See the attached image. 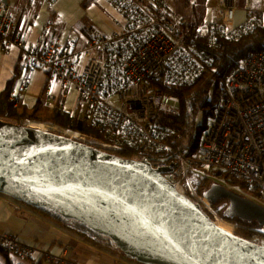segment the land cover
I'll list each match as a JSON object with an SVG mask.
<instances>
[{
  "label": "built area",
  "instance_id": "built-area-1",
  "mask_svg": "<svg viewBox=\"0 0 264 264\" xmlns=\"http://www.w3.org/2000/svg\"><path fill=\"white\" fill-rule=\"evenodd\" d=\"M117 1L119 4L122 3V0ZM220 1H222L221 4L216 3V8L223 13V17L216 24H220L226 32L234 31L237 24L235 13L229 7L230 4H227L228 0ZM263 1L243 0L241 9L244 11L245 22L239 23L237 27L256 21L259 23V19L254 16L253 12L264 10ZM0 2H2L0 8L6 7L11 16L10 20L14 21L11 5L3 3L2 0ZM123 3L129 8H142L146 16L149 15L151 18L148 17L149 21L146 24L139 25L142 32L147 35L145 39L140 40V43L135 42L127 46L125 38L131 30L126 29L119 19L111 16L108 19L115 30L118 27L122 29V32L123 30L126 32L109 35V42H106L108 38H103L104 36L98 33V36L93 40H83L82 44L69 39L64 44L66 46L63 47L59 42L46 43L43 40L48 30L47 25V28H43V38H39L35 44H31L28 42L27 34L20 28L13 31L8 21L5 20L1 23L0 20V44L16 46V42H18L20 46L16 47L20 49L29 47L25 53L24 68L16 87L19 92L26 88V85H21V83L27 76L28 70H37L33 68L42 65L50 73V85L47 88L49 97H52V94L58 90L73 87L77 94L81 93L80 99L86 102L85 106L100 108L98 111L102 117L104 116L108 125L100 126L103 127L101 129L109 131L116 138H122L128 144L142 139L157 147L158 150L163 149L165 152H169L171 150L169 145L152 138V131L148 128V124L162 111L172 115L178 114V100L169 93L153 88L151 81L166 74L169 62L172 61L180 65L179 56L194 55L191 49L185 45L184 33L178 27L181 19L175 22L168 18L164 0H146V7L141 5L140 0H123ZM137 9L145 16L142 10ZM261 13L264 14V11ZM260 22L262 23V19ZM213 24L210 19L199 27H203L207 33L209 26ZM109 43L115 46L120 44V47L123 48L127 47L126 54L120 55L122 84L115 91L105 88V83V86L100 87L103 73L106 72L108 66L105 47ZM91 47H94L97 52L87 55L88 49ZM101 57L103 61H101ZM112 58L114 62L117 55ZM177 72L178 81L187 78L190 74L189 68L183 66ZM131 95L136 100L135 103L132 102ZM11 96L17 103L19 97L12 94ZM124 100L126 104L122 110ZM110 126L113 128L110 129ZM132 129L140 130L141 135L132 136L130 134ZM80 135L82 139L85 138L84 134ZM95 143L103 147L120 149L122 147L118 139ZM114 151L112 150V152ZM149 161L157 168L169 167L170 170L164 172L163 176L175 187H179L183 194L187 191L192 196L202 199L196 190L199 180L204 177H216L215 172H226L232 178L243 181L250 192H259L261 196H264V49L242 58L234 71L228 75L224 81L218 111L209 120L207 129L192 155H188L187 151L183 149L173 152L169 159L154 158ZM188 173L190 175H187ZM192 177L196 181H192ZM235 226L237 225L235 224ZM0 244L6 251L8 249L7 253L18 259L34 254L29 243L21 241L9 231L0 232ZM44 255H46L47 261L53 259L60 261L51 253L47 252ZM134 260L129 261L128 264H135ZM77 264L79 263L77 262Z\"/></svg>",
  "mask_w": 264,
  "mask_h": 264
},
{
  "label": "water",
  "instance_id": "water-1",
  "mask_svg": "<svg viewBox=\"0 0 264 264\" xmlns=\"http://www.w3.org/2000/svg\"><path fill=\"white\" fill-rule=\"evenodd\" d=\"M169 168L0 118V193L83 223L142 264H264V244L228 232L163 176ZM222 216L264 228V205L220 183Z\"/></svg>",
  "mask_w": 264,
  "mask_h": 264
},
{
  "label": "trees",
  "instance_id": "trees-1",
  "mask_svg": "<svg viewBox=\"0 0 264 264\" xmlns=\"http://www.w3.org/2000/svg\"><path fill=\"white\" fill-rule=\"evenodd\" d=\"M15 1L17 10H19L20 7L23 9L24 6L27 5V3H25L26 0ZM44 1L47 2L49 6L48 23L50 25V32L53 36H58L62 32L61 29L64 23L59 19V16L57 15L58 13L51 8L57 0ZM106 1L108 0H101L103 4H107ZM164 1L169 15L167 0ZM81 2L83 4L82 7L84 8L86 0H82ZM92 2L99 8V10H103V8L99 7L96 0H92ZM121 2L122 3L119 4L118 1L117 3L111 1L113 5L110 2L109 3L115 8L113 10L122 15L119 20L124 24L126 29L131 30L129 35L125 38L127 46H130L135 42L140 43V40L142 41L143 38L145 39L147 35L141 31L138 33L134 29L140 24H145L146 17L137 8H129L124 4L126 3L125 1L124 3L123 0ZM9 4L14 13L15 21V16L18 14V11L15 10L14 2H9ZM104 11L108 14V11ZM238 13L239 11L237 14ZM107 14L105 15L107 16ZM253 14L259 19V23L257 21L246 23L231 32H226L220 24H213L209 26L206 34H201L197 29L201 24L200 22H195L193 24L182 23L181 28L184 33V43L191 49L194 56H191V54L188 56H179L181 62L180 65L173 63L172 61L169 62L166 74L157 80L151 81V86L153 88H158L161 91L167 92L178 100V114L172 115L167 112H161L158 113L148 124V128L152 131V138L169 145L171 148L169 152H165L163 149L158 150L157 147L145 143L142 139L134 141L133 144H128L122 138H116L109 131L100 129L108 125L104 120V116L102 117V114L99 113L98 109L100 110V108H97V106L93 107L88 105L87 110H83L82 108L80 109L81 111H77L74 116H70L67 112H62L61 104L57 102L54 109L48 111V109L44 107V97L46 95L45 92L50 85L49 78L45 80L41 87V95L35 98V101L31 106H27L21 101H19L17 107L14 106V101L9 99V95L14 89L16 76H18L21 69L19 64H17L14 69V76L6 81L3 89L0 91V118L20 124L29 121H42L57 124L62 128L64 127V129L80 132L87 138H91L95 141H116L118 139L122 147L121 150L116 151L115 154L123 157H139L148 160L154 158L169 159L172 157L173 152L183 149L187 151L188 155H192L198 147L199 140L206 130L209 120L216 115L218 111L219 102L224 89V81L227 76L234 71L242 58L250 53L264 49V14L257 11H254ZM84 18L87 19V21L89 20L85 16ZM84 18L80 19L71 28L73 34L78 36L76 40L78 44H80V41L82 40L90 41L98 36L97 30L90 25V21L88 24L83 22ZM261 19L262 23L260 22ZM105 51L107 53L106 62L108 66L106 72L103 73L100 87L106 85L105 88L115 91L122 84L120 70L122 62L120 55L122 53L126 54L127 47L123 48L120 47V44L115 46L114 44L109 43L106 45ZM115 55H117V63L112 61V57ZM182 66L189 68L190 74L187 78H182L181 81H178L177 71L182 69ZM198 114L201 116L200 123L196 122ZM157 126H160L161 128H156ZM130 134L138 137L141 135V132L140 130L132 129ZM214 174L217 179L223 180L231 187L239 188L240 191L246 193L249 192L243 181L232 178L226 172H215ZM213 182L215 181L209 177L201 178L196 186L198 195L202 196L203 191ZM184 194L190 197L194 202L198 203L203 212L214 220L212 213L207 207H204V204L200 200L187 191H185ZM248 194H251L257 199H263L264 203V197L261 196L259 192H249ZM17 202L27 206L30 210L41 216H48L59 222L66 221L87 227L83 223H79L73 219H64L61 215L42 207H32L24 202ZM224 202L226 201L220 200L217 203H211V207L216 210V212H218L217 214L220 216H222L223 208L219 207L223 205ZM223 219L234 222L238 226L240 225L238 231L243 237L256 243L264 244V233L258 230L263 227L259 226L256 222H248L238 218L223 217ZM104 237L110 240L108 237ZM0 253L6 257L9 254L1 244ZM125 257L129 260L132 259L128 255H125ZM136 263L139 264L140 262ZM6 264L12 263L7 260Z\"/></svg>",
  "mask_w": 264,
  "mask_h": 264
},
{
  "label": "crops",
  "instance_id": "crops-1",
  "mask_svg": "<svg viewBox=\"0 0 264 264\" xmlns=\"http://www.w3.org/2000/svg\"><path fill=\"white\" fill-rule=\"evenodd\" d=\"M7 1L14 2V4L16 2L15 0ZM81 1L82 0H57L51 6V8L58 13L56 14L59 16V19L64 23L61 29V33L63 34L62 37L78 38V36L73 34L71 28L80 19L84 18V16L87 17L90 22H92V20L89 17L94 18L98 22V27L101 26L104 29L109 27V25L106 27L105 22L108 24H110V22L105 20V14H107V12H102L103 10L108 11L109 15H113L118 19L122 16L120 13L113 10L115 8H113L108 1H106L107 4H103L101 0H96L99 7L103 8L102 11L99 10L93 2L89 4L87 9L83 8ZM25 3H27V5L24 6L23 9L20 7L19 10H17V5H14L15 10L18 11V14L15 16L14 27L22 29V31L27 34L28 42L35 44L39 38H43L41 32L42 27L48 20L49 6L44 0H26ZM206 8L209 10L208 6ZM241 14L243 13L239 11L238 15L241 16ZM241 19L242 16L237 19V21L239 22ZM209 20L210 19L206 16L203 23ZM92 25L96 30L98 29L93 22ZM57 37L58 36H53L51 34L49 26L47 33L44 35L45 42L49 43ZM19 59L20 53L16 46L0 45V90L3 89L6 81L14 76V69L16 65L19 64ZM21 73L22 71L16 76L14 89L10 95L18 96L20 98L19 101L27 106H31L36 96L34 97L30 92H33V89L34 92L39 91L45 77L40 71H34L31 74L32 88L30 92L25 94L22 93L23 96L21 97V92L16 88ZM211 179L214 180L217 178L213 177ZM2 231H10L21 241L44 248L55 257H57L56 253L60 252V248L66 246L70 259L84 261L87 264H120L121 261L125 264V262L128 261L114 243L90 228L81 226L77 223L66 221L59 222L54 218L41 216L30 210L27 206L0 193V232ZM36 258L37 259L21 260L10 254L6 257L0 253V264H6L7 260L12 264H58L55 260L51 262L44 260L43 256H36Z\"/></svg>",
  "mask_w": 264,
  "mask_h": 264
},
{
  "label": "rangeland",
  "instance_id": "rangeland-1",
  "mask_svg": "<svg viewBox=\"0 0 264 264\" xmlns=\"http://www.w3.org/2000/svg\"><path fill=\"white\" fill-rule=\"evenodd\" d=\"M3 1V3H9L7 0H2ZM110 3H111V1L112 2H115L116 3V0H108ZM136 1H138V0H136ZM141 2H142V4L141 5H143V6H145L146 7V0H140ZM214 1H216V2H214ZM167 0V6H168V10H169V19L170 20H172V21H177L178 19H181V22H180V25H178V27L180 28V30L182 29L181 28V25H182V23L183 22H185L186 24H193V23H195V22H200L201 24H203V22H204V18L207 16V18L208 19H211V21H213V23L216 25V22H218L219 20H221L222 19V17H223V13L220 11V10H218L216 7H217V5H216V3L218 4V3H220L221 4V2L222 1H220V0ZM92 2V0H86V2H85V4H84V8H88V6H89V4ZM264 2V1H263ZM0 3H2V2H0ZM137 4H138V2H136ZM112 4V3H111ZM227 4H230L229 5V7L230 8H232V10L234 11V13H235V20H236V27L234 28L235 30L238 28L237 27V25L239 24V23H243V22H245V20H244V11H243V9H241L242 7H243V0H228V3ZM113 5V4H112ZM208 6V8H209V10H207V7ZM137 8H139L140 10H142L143 12H144V10L142 9V8H140V7H137ZM264 9V8H263ZM238 11H241V13H243L242 14V19H241V21H237V19H239L240 18V16L237 14V12ZM260 11L261 12H263L264 10H262V9H260ZM103 12H105L104 10H103ZM106 13V12H105ZM144 14H145V12H144ZM111 17V16H113V15H109V14H107V16L106 17ZM145 16H146V14H145ZM148 17L150 18V16L148 15ZM147 16H146V19H145V21H146V23L149 21V18H148ZM10 18H11V16H10V14L8 13V11H7V8L6 7H1L0 8V20H1V23L2 22H4L5 20L6 21H8V24H9V26L11 27V30H13V31H16L17 30V28H15L14 27V24H15V22L14 21H12V20H10ZM91 20H92V22L97 26V28H98V32H97V34L98 33H100V35L101 36H104L103 38H108L107 40H106V42H109L110 41V38H109V35H111V34H121V33H125L126 31H124L123 30V32L121 31L122 29H120V28H118L117 27V29L115 30V28L112 26V25H110V24H108L107 22H105V25H106V27H108V25H109V27L108 28H106V29H104L103 27H98V22L94 19V18H92V17H89ZM151 19V18H150ZM14 20V19H13ZM100 20V19H99ZM105 21V20H104ZM83 22L85 23V24H88L89 23V20L87 21V19H83ZM92 22H90V25H92ZM145 23V24H146ZM144 24V23H143ZM200 24V25H201ZM47 25H48V28H49V23H48V20L46 21V23L44 24V26L42 27V32H43V28L44 27H46L47 28ZM142 25V24H141ZM164 25H166L167 26V24L166 23H164ZM93 26V25H92ZM111 27H113L111 30H110V28ZM19 29V28H18ZM198 31H199V33H206V31H205V29L203 28V27H199L198 26ZM1 30H2V25H1ZM22 30V29H21ZM45 30V29H44ZM48 31V30H47ZM135 31L136 32H138L139 33V31H141L142 32V29L139 27V25L136 27V29H135ZM182 31V30H181ZM23 32V31H22ZM41 32V33H42ZM140 32V33H141ZM62 33L56 38V39H54L53 41L54 42H59V43H61L62 45H60L61 47H63V46H66V45H64V44H66V42L68 41V39L69 40H74V41H76L77 40V38H66V37H62ZM67 39V40H66ZM79 40H81V39H79ZM43 41H45V39L43 40ZM82 42H83V40L82 41H80V43L82 44ZM1 46H3V44H0ZM15 46V45H14ZM16 46H20V44L18 43V42H16ZM17 49L19 50V53H20V59L18 60L19 61V65H20V67H21V69H20V71H23V68H24V64H25V53L29 50V47H26V48H24V49H20V48H18L17 47ZM89 50V52L87 53V55L88 54H90V53H96L97 51H96V49L94 48V47H91L90 49H88ZM65 53H68V51H65ZM101 61H103V59H102V57H101ZM115 62L117 63V60H115ZM86 66H85V70H86ZM33 69H37V70H28L29 72H28V74H27V76L26 77H24V79L22 80V83H21V85L22 84H25L26 85V88H23L22 89V91H20L21 92V94L23 93V94H25V93H28V92H30V90H31V82H32V78H31V74L34 72V71H40L43 75H44V77H45V80L47 79V78H49L50 77V73H49V71L45 68V67H43L42 65H37L35 68H33ZM107 70V69H106ZM25 72H27V71H25ZM228 77V76H227ZM102 78H103V76H102ZM45 80H44V82H45ZM226 81V80H225ZM43 82V83H44ZM49 82H50V80H49ZM158 89V88H157ZM1 91V90H0ZM41 93V89L39 90V91H35L34 92V89H33V92H30V94H33V96L35 97H37V96H39V95H41L40 94ZM167 93V92H166ZM23 94L21 95V97L23 96ZM45 100H44V107H46L47 109H48V111H52L53 109H54V107H55V104L57 103V102H59L60 104H61V106H62V108H61V110H62V112H67L68 114H70V116H73L72 114H76V112L77 111H81L80 109H82L83 108V110H87L88 109V107L87 106H85V101H83V100H81L80 99V97H81V93H78L77 94V91L75 90H73V87H71V88H67V89H65V90H58L56 93H54V94H52V97L50 98L47 94H48V91L46 90V92H45ZM14 97H12L11 95L9 96V99L11 100H15V99H13ZM19 100H20V98H18V101H17V103H15L14 102V106H18L19 105ZM131 100H132V102L133 103H135V99H134V97L131 95ZM220 103V102H219ZM126 104V101L124 100L123 101V105H122V110H124V105ZM162 112H164V111H162ZM161 113V112H160ZM166 113V112H165ZM32 122H38V123H43V124H45L46 125V128H42V129H47V130H51V131H54V132H56V133H61V134H64L65 136H67V137H70V138H74V139H76V140H78V141H80V142H83V143H86V144H89V145H92V146H94V147H96L97 149H100V150H102V151H107V152H109V153H113V154H115V152L116 151H119V150H121L120 148H115V147H103L102 145H100V144H98V143H95V142H97V141H95V140H93V139H91V138H87L86 136H85V138H83L82 139V136L80 135V134H82V133H80V132H76V131H72V130H69V129H64V127L62 128V127H60L59 125H57V124H51V123H48V122H42V121H29V122H22L21 124H24V125H29V126H33V125H31V123ZM196 122L197 123H200L201 122V116H200V114H198L197 115V117H196ZM20 124V123H19ZM113 126V125H112ZM112 126H110V129H112L113 127ZM101 129V128H100ZM103 130V129H102ZM206 131V130H205ZM204 131V132H205ZM76 133H78V136H76ZM80 133V134H79ZM74 134V135H73ZM83 135V134H82ZM91 144H90V143ZM145 143H147L146 141H145ZM93 144H98V145H93ZM112 150H115L114 152H112ZM118 155V154H117ZM131 158H137V159H142V158H139V157H131ZM150 162V161H149ZM151 163V162H150ZM153 166V165H152ZM153 167H155V166H153ZM164 168H169V167H164ZM170 170V169H169ZM166 172V171H165ZM187 175H190V173H188ZM192 181H196L195 180V178L194 177H192ZM213 181H215V183H220V184H222V185H224V186H227L229 189H232V190H234V191H236L237 193H239V194H241L242 196H245V197H248V198H250V199H252V200H254V201H256V202H258V203H260V204H262V205H264V203H263V199H261V198H255V197H253L251 194L249 195L248 193H246V192H243V191H240L239 190V188H236V187H231L230 185H228L226 182H224L223 180H219V179H214ZM172 183V182H171ZM198 200H200L203 204H204V207H207L208 208V210L212 213V215H213V217H214V221L215 220H218V219H222V220H224V221H226L227 223H229L231 226H232V228H233V233L234 234H238V235H240L239 234V231H238V227H240V225L238 226H235V223L234 222H231V221H228V220H225V219H223V217L222 216H220L219 214H217L218 212H216V210H214L212 207H211V203L208 201V200H206L205 198H203L202 197V199L201 198H199V197H196ZM225 202H224V204L223 205H221L220 207L221 208H224L225 207ZM224 206V207H223ZM219 207V208H220ZM214 212V213H213ZM242 227V226H241ZM260 232H262V233H264V228H261V229H258ZM10 232V231H9ZM10 233H12V232H10ZM15 236V235H14ZM242 236V235H241ZM19 239V238H18ZM11 240H13V239H11ZM14 242H15V240H13ZM8 242H10V241H8ZM24 242V241H23ZM27 243V242H26ZM29 245L32 247V248H30V249H32V251L34 252V254L33 255H30V257H27V258H22L21 260H29V259H37L36 258V256H38V257H42L43 256V258H44V260H46L47 261V258H46V255H44L45 253H50L48 250H46V249H44V248H41V247H39V246H37V245H35V244H30L29 243ZM7 251H8V249H7ZM56 255H57V257H58V259L60 260V261H62V262H64L65 264H77V262L79 263V264H87L86 262H84V261H75V260H72V259H70V257L68 256V251L66 250V246H63V247H61L60 248V252L59 253H56ZM53 260H55V259H53ZM131 260H134V259H128V261H126L125 262V264H128V262L129 261H131ZM52 261V260H51ZM51 261H48V262H51ZM58 264H64V263H61L60 261H58V260H55ZM134 262H135V264H137L136 262V260H134ZM122 263V261L120 262V264ZM124 264V263H123Z\"/></svg>",
  "mask_w": 264,
  "mask_h": 264
},
{
  "label": "bare ground",
  "instance_id": "bare-ground-1",
  "mask_svg": "<svg viewBox=\"0 0 264 264\" xmlns=\"http://www.w3.org/2000/svg\"><path fill=\"white\" fill-rule=\"evenodd\" d=\"M102 16V15H101ZM106 19V21L108 20L109 22H110V20L108 19V17H105ZM110 25H112L113 26V24L110 22ZM113 27H111L110 29H112ZM31 125H33V126H36V127H39V128H46V125L45 124H43V123H36V122H32L31 123ZM74 135V134H73ZM76 136H78V133H76ZM151 164V163H150ZM176 188V190L179 192V193H181V194H183L181 191H180V189H179V187H175ZM215 222H216V224H218L220 227H222L223 229H225L226 231H228V232H232L233 233V228H232V226L229 224V223H227L226 221H224V220H222V219H218V220H215Z\"/></svg>",
  "mask_w": 264,
  "mask_h": 264
},
{
  "label": "flooded vegetation",
  "instance_id": "flooded-vegetation-1",
  "mask_svg": "<svg viewBox=\"0 0 264 264\" xmlns=\"http://www.w3.org/2000/svg\"><path fill=\"white\" fill-rule=\"evenodd\" d=\"M208 126V125H207ZM206 129H207V127H206ZM226 203V202H225ZM221 208V207H220Z\"/></svg>",
  "mask_w": 264,
  "mask_h": 264
}]
</instances>
